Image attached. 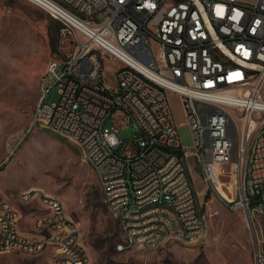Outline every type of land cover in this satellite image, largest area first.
Here are the masks:
<instances>
[{
	"label": "built area",
	"instance_id": "1",
	"mask_svg": "<svg viewBox=\"0 0 264 264\" xmlns=\"http://www.w3.org/2000/svg\"><path fill=\"white\" fill-rule=\"evenodd\" d=\"M62 23L60 56L41 74L32 126L59 128L99 173L117 220L120 250L203 241L209 217L193 179L195 155L212 188L236 169L227 203L264 223V0H32ZM96 21L98 33L81 31ZM116 84L104 79L106 60ZM58 89L59 99L47 94ZM171 94L180 97L185 144ZM124 124L135 132L125 138ZM30 127V128H31ZM237 194L240 199L237 200ZM40 220L22 229V209L0 190V253L58 248L52 264H91L79 223L63 200L26 190ZM163 233V240H155ZM258 263L264 260L259 235Z\"/></svg>",
	"mask_w": 264,
	"mask_h": 264
},
{
	"label": "rangeland",
	"instance_id": "2",
	"mask_svg": "<svg viewBox=\"0 0 264 264\" xmlns=\"http://www.w3.org/2000/svg\"><path fill=\"white\" fill-rule=\"evenodd\" d=\"M61 28L58 19L32 0H0V190L22 208L27 229L32 230V219L40 210L36 203H22L18 195L40 190L60 197L79 223L91 264H259L246 213L225 198L227 186L237 188L236 169L227 167V176L222 178L226 185L220 184L218 191L203 179L195 155L189 162L196 187L200 195V190L203 196L210 193L200 200L209 217L204 240L172 239L150 252L118 249L123 240L118 222L104 201L98 173L84 160L80 145L53 128L31 127L41 94V74L48 61L62 53ZM118 65L106 60L104 79L109 86L116 84L113 68ZM59 95L54 88L45 100L54 102ZM171 101L184 143L192 144L181 100L172 96ZM135 130L132 124H124L121 134L129 138ZM255 222L264 240V223L260 217ZM52 252L47 248L40 253H0V264H52Z\"/></svg>",
	"mask_w": 264,
	"mask_h": 264
},
{
	"label": "bare ground",
	"instance_id": "3",
	"mask_svg": "<svg viewBox=\"0 0 264 264\" xmlns=\"http://www.w3.org/2000/svg\"><path fill=\"white\" fill-rule=\"evenodd\" d=\"M81 31L86 34H94L98 33V26H96V21H83L81 22ZM59 131V128H53ZM79 145L81 148H86V139H79ZM93 165V162H91ZM98 173V172H97ZM99 176V173H98ZM218 188H220V183L218 184ZM22 198H26V191L21 193ZM7 198V197H6ZM236 205V203H234ZM234 206V205H233ZM40 220V216L37 218L36 221ZM209 232V223L208 220L206 221V231L204 233V238L208 235ZM178 240L186 241V238H177ZM155 240H163V233H155ZM160 246L159 243H151V251L155 250ZM118 249L120 250V243L118 244ZM24 252L28 253H37L36 249H28L24 250ZM58 255V248H55L54 252L52 253L51 257H56Z\"/></svg>",
	"mask_w": 264,
	"mask_h": 264
},
{
	"label": "water",
	"instance_id": "4",
	"mask_svg": "<svg viewBox=\"0 0 264 264\" xmlns=\"http://www.w3.org/2000/svg\"><path fill=\"white\" fill-rule=\"evenodd\" d=\"M245 211H246V217H247L248 224H249V226L253 232V238H254V242H255L256 252L258 253V251H259V238H258V235L254 231V228H253L254 227L253 217H252L251 211L248 208H246Z\"/></svg>",
	"mask_w": 264,
	"mask_h": 264
},
{
	"label": "crops",
	"instance_id": "5",
	"mask_svg": "<svg viewBox=\"0 0 264 264\" xmlns=\"http://www.w3.org/2000/svg\"><path fill=\"white\" fill-rule=\"evenodd\" d=\"M172 96H177V97H179V96L176 95V94H171V97H172ZM179 99H180V97H179ZM180 100H181V99H180ZM193 179H194V178H193ZM196 188H197V187H196ZM2 192H3V191H2ZM197 192H198V189H197ZM200 192H201V195H200L199 192H198V194H199V198L202 199V198L205 197V196L202 195L203 190H200ZM3 193H4V192H3ZM5 195H6L7 197H9L7 194H5ZM204 195H205V193H204ZM18 197H19V198H22V197H21V194L18 195ZM9 198H10V197H9ZM22 203H24V202H22ZM28 204H29V203H28ZM20 208H21V207H20ZM21 209H22V208H21ZM22 211H23V210H22ZM23 213H24V212H23ZM25 216H26V215H25V213H24V218H23V220L26 218ZM39 216H40V212H38V213L35 215V217L32 219V221H36L37 218H38ZM23 220H22V229H23L24 231H26V232L31 231V230H28V229H27V225L25 224L26 221H23ZM50 249H52L53 252H54V250H55V248H50ZM53 252H52V253H53Z\"/></svg>",
	"mask_w": 264,
	"mask_h": 264
},
{
	"label": "trees",
	"instance_id": "6",
	"mask_svg": "<svg viewBox=\"0 0 264 264\" xmlns=\"http://www.w3.org/2000/svg\"><path fill=\"white\" fill-rule=\"evenodd\" d=\"M209 195H210V193H209V192H207V193H206V195H205V198H208V197H209Z\"/></svg>",
	"mask_w": 264,
	"mask_h": 264
}]
</instances>
